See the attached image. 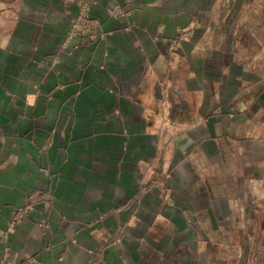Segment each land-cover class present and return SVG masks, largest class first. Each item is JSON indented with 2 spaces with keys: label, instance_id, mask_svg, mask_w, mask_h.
I'll return each mask as SVG.
<instances>
[{
  "label": "crops",
  "instance_id": "obj_1",
  "mask_svg": "<svg viewBox=\"0 0 264 264\" xmlns=\"http://www.w3.org/2000/svg\"><path fill=\"white\" fill-rule=\"evenodd\" d=\"M0 129V264H264V0H0Z\"/></svg>",
  "mask_w": 264,
  "mask_h": 264
},
{
  "label": "built area",
  "instance_id": "obj_2",
  "mask_svg": "<svg viewBox=\"0 0 264 264\" xmlns=\"http://www.w3.org/2000/svg\"><path fill=\"white\" fill-rule=\"evenodd\" d=\"M87 6H88L87 4L83 6L81 15L75 18L73 22V30L71 34L79 38L87 37L92 29L91 23L87 20V9H88ZM188 35L189 32L180 33L179 36L175 39L176 41H174L175 46H178L180 44V41ZM3 142H4V135L0 129V144H2ZM40 197L46 198V196L43 195L40 191H36V193L31 194L28 199L33 202H40L41 201ZM43 203H46V201ZM30 210H31V206H27L25 208H20L19 210L14 211L11 215L12 221L15 223H19ZM19 264H38V259L35 256H32L26 258L24 261L20 262Z\"/></svg>",
  "mask_w": 264,
  "mask_h": 264
},
{
  "label": "rangeland",
  "instance_id": "obj_3",
  "mask_svg": "<svg viewBox=\"0 0 264 264\" xmlns=\"http://www.w3.org/2000/svg\"><path fill=\"white\" fill-rule=\"evenodd\" d=\"M72 36H74V35H72ZM35 193H36V192H34V193H32V194H35ZM43 195H45V194H43ZM45 196H46V195H45ZM40 200H41L42 202H45V201L47 202V198H45V197H44V198L40 197ZM41 201H40V202H41Z\"/></svg>",
  "mask_w": 264,
  "mask_h": 264
}]
</instances>
